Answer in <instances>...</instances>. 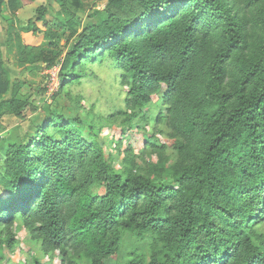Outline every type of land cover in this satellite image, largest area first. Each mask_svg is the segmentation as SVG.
<instances>
[{"label": "trees", "instance_id": "1", "mask_svg": "<svg viewBox=\"0 0 264 264\" xmlns=\"http://www.w3.org/2000/svg\"><path fill=\"white\" fill-rule=\"evenodd\" d=\"M58 1L53 18L39 13L44 46L9 34L19 66L61 64L57 93L114 67L125 109L98 121L132 128L156 96L177 160L169 180L120 171L93 125L51 109L5 152L0 245L21 224L62 264H107L125 233L150 237L151 257L115 264H264V0H109L83 29ZM18 90L0 51V115L23 113Z\"/></svg>", "mask_w": 264, "mask_h": 264}, {"label": "rangeland", "instance_id": "2", "mask_svg": "<svg viewBox=\"0 0 264 264\" xmlns=\"http://www.w3.org/2000/svg\"><path fill=\"white\" fill-rule=\"evenodd\" d=\"M15 5V7H13ZM48 9V17L53 18L61 11L58 0H17L11 3L5 0L0 12V51L13 85L18 86V98L26 102V107L20 116L11 114L0 115V171L6 167L5 152L14 143H21L27 139L35 122L48 115L49 110L57 109L63 113L73 112L75 117L84 123L93 125L96 134L105 142L107 154L117 159L116 169L135 170L140 173L152 174V177L169 180L168 170L176 162L177 153L170 147L171 138L165 118L157 121L162 113L166 115L165 107L158 104L154 96V104L143 110L146 121H135L134 126L128 127L122 122L103 119L111 113L125 109L127 88L122 84L120 71L105 64L91 66L95 76L90 74L79 82L69 84L57 93L60 88L63 72L61 64L38 65L34 67L19 66L16 48L8 45L9 34H20L21 41L28 46L39 48L44 46L45 25L38 20L41 8ZM114 9L109 0H69V10L81 29L87 24L96 22L100 12ZM29 31H25V29ZM15 42L16 39L11 37ZM15 42L13 44L15 45ZM65 41H62L64 44ZM88 64V62H87ZM91 70H87L88 73ZM84 73V74H85ZM166 88L165 85L162 86ZM11 89L10 94H12ZM129 112V111H128ZM87 131H89L87 129ZM169 146L155 150L154 147ZM0 192H5L0 183ZM103 193L104 188H99ZM264 231V223L258 227ZM15 236L13 246L0 245V264H62L59 250L45 254L38 240L21 224L12 228ZM150 237L141 239L131 233L124 234L122 254L118 258L107 261V264L125 263L131 259V254L138 251L149 259L151 257Z\"/></svg>", "mask_w": 264, "mask_h": 264}]
</instances>
